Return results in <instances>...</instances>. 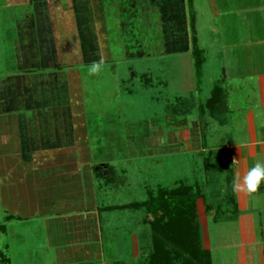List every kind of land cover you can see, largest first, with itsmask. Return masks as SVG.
I'll return each instance as SVG.
<instances>
[{"label":"crops","instance_id":"obj_1","mask_svg":"<svg viewBox=\"0 0 264 264\" xmlns=\"http://www.w3.org/2000/svg\"><path fill=\"white\" fill-rule=\"evenodd\" d=\"M150 1L156 3L154 9L170 2L138 0L137 9L146 15ZM113 2L0 0V8L15 10L17 25L16 67L0 80V202L7 222L15 217L11 222L36 223L43 237L40 252L27 250L26 260L16 264H179L177 258L153 260V230L147 215L130 232L126 221L112 224L106 214L127 208L104 207L101 194L100 198L97 194L83 81L76 66L104 62L103 57L110 54V37L117 35L118 28L110 32L108 17L101 16L103 13L94 16L93 9L106 10ZM211 3L214 26L223 25L217 28L220 39L214 52L221 65L219 77L210 93L202 87L203 102L197 100V88L195 94L175 96L173 106L181 105L186 115L176 121L178 125H170L178 129L171 131L176 132L175 140L166 149L169 153L194 151L207 175L209 192L211 186L215 191L208 198L202 181L193 177L186 182L198 194L197 217L190 229L197 235L191 239L200 250L209 252L207 262L186 255L187 262L214 264L208 232L213 218L212 227L223 226L217 231H222L224 246L240 250L230 264H264V185L252 194L233 191L235 176L246 175L256 162H264V33L257 26L260 19L253 18L257 10H264V0L257 1L255 7L252 0L233 4L225 0L226 19H217L219 3ZM186 9L189 47L185 49L179 39L167 36L168 12L159 13V41L163 53L173 51H166L171 41L175 52L192 47L194 58L196 37L197 48L204 52V67L207 57L198 41L197 20L189 17L187 5ZM147 16L133 21L147 23L152 20ZM189 104L192 110L186 108ZM197 108L203 120H190V110ZM155 133L164 135L162 128ZM183 183L174 182L175 187Z\"/></svg>","mask_w":264,"mask_h":264},{"label":"rangeland","instance_id":"obj_2","mask_svg":"<svg viewBox=\"0 0 264 264\" xmlns=\"http://www.w3.org/2000/svg\"><path fill=\"white\" fill-rule=\"evenodd\" d=\"M113 1L111 7L107 5L106 10L93 9L94 16L103 13L101 16L108 17L110 32L118 28L117 35L109 36L110 54L103 57L104 62L76 66L82 75L84 117L89 128L93 169L97 171V194L99 198L100 194L102 197L100 203L104 207L112 204L113 208H118L114 204L122 207L133 202L142 204L149 197V192L156 195L162 186L168 190L175 187V181L191 182L193 177L203 182L202 190H205L209 198L211 191H215L212 186V190H208L207 175L199 160H196L198 155L186 150L169 153L166 149H170L169 143L175 140L176 132L171 131L178 129L170 125H178L176 121L186 115L181 105L173 106L175 96L186 95L191 91L195 94L197 88V100L203 102L205 92L202 87L210 93L219 77L221 65L214 52L220 39L217 28L222 29L223 25L214 26L216 16L211 2L219 3L220 13L217 14V19H226L225 0H170L167 5L158 9L152 8L156 3L150 1V9L146 11V15L147 18L151 15L152 20L142 24L133 21L142 20L141 16H146L145 11L137 9L138 0ZM231 1L233 4L244 0ZM257 1L260 0H252L254 7L257 6ZM186 5L189 17L193 16L197 20L198 41L205 47L207 61L204 67L197 62L194 65V58L195 61L199 58L196 53L192 57V47L187 52H175L170 41L166 51H173L163 53L164 47L160 44L162 36L159 34L160 28L158 29L159 13L168 12L164 25L170 31L167 36L179 39L185 49L189 47L187 14H183L187 12ZM14 11L6 6L0 8V80L9 76L8 73L16 67L13 62L16 50L14 39L17 36ZM17 11L21 15L23 10L19 8ZM253 18L260 19L261 24L257 26L264 33V10H257ZM150 27L152 32H149ZM145 35L148 36L147 39ZM201 53L204 55V52ZM94 67L96 71L93 70ZM191 104L185 105L186 108L192 110ZM191 110L188 116L190 120L195 117L203 120L199 108ZM161 128L164 135L158 136L155 132H160ZM119 211L120 209L106 214H110L112 224L123 225L126 221L130 225V232L147 215V208L144 206L127 207V210L121 213ZM4 216L5 211L0 202V264L25 261L27 250L34 254L40 252L39 243L43 237L36 230V223H26V220L11 222L15 217L8 218L10 222H7ZM133 220L135 221L131 226ZM213 220L210 219L208 234L214 264H230V260L233 258L232 261H235L234 256L240 250L224 246L220 239L222 231H217V228L223 226L212 227ZM127 234L129 236L131 233ZM151 251L153 254L154 248ZM177 251L180 252L181 249ZM200 252V257L207 262V249ZM180 253L182 255L173 253L170 258H177L179 264H188V256L183 254L185 252ZM164 260L167 262V259Z\"/></svg>","mask_w":264,"mask_h":264},{"label":"trees","instance_id":"obj_3","mask_svg":"<svg viewBox=\"0 0 264 264\" xmlns=\"http://www.w3.org/2000/svg\"><path fill=\"white\" fill-rule=\"evenodd\" d=\"M193 42L194 55L196 53L198 56L199 59L196 62L199 65L204 61V55L197 48L196 37L193 38ZM158 191L156 195L152 191L149 192V197L142 204L133 202L118 207L144 206L147 208V220L153 230L152 256L155 262L158 263L159 259L172 260L170 258L172 254L182 255L180 252H185L183 253L185 256L189 254L190 259L200 257V246L195 245V239L193 244L191 239V235L195 236L197 233L190 231L197 217L195 201L198 194L193 192V188L186 183L168 190L160 188ZM179 248L180 252L177 251ZM158 254L160 255L157 256Z\"/></svg>","mask_w":264,"mask_h":264},{"label":"clouds","instance_id":"obj_4","mask_svg":"<svg viewBox=\"0 0 264 264\" xmlns=\"http://www.w3.org/2000/svg\"><path fill=\"white\" fill-rule=\"evenodd\" d=\"M93 70L97 69L94 67ZM262 185H264V162H256L246 175H237L233 179L234 192L246 190L247 193L252 194L256 193Z\"/></svg>","mask_w":264,"mask_h":264}]
</instances>
